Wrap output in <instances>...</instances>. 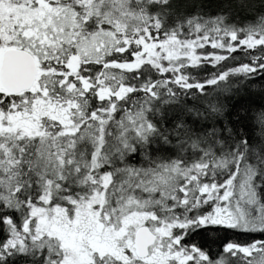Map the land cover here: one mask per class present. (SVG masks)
<instances>
[{
    "label": "snow or ice",
    "instance_id": "6c2138e0",
    "mask_svg": "<svg viewBox=\"0 0 264 264\" xmlns=\"http://www.w3.org/2000/svg\"><path fill=\"white\" fill-rule=\"evenodd\" d=\"M0 264H264V0H0Z\"/></svg>",
    "mask_w": 264,
    "mask_h": 264
}]
</instances>
